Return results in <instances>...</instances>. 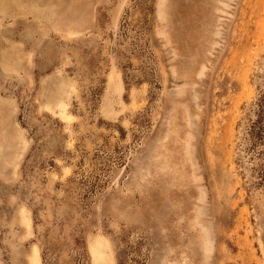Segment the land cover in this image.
Here are the masks:
<instances>
[{"label":"rangeland","instance_id":"1","mask_svg":"<svg viewBox=\"0 0 264 264\" xmlns=\"http://www.w3.org/2000/svg\"><path fill=\"white\" fill-rule=\"evenodd\" d=\"M263 84L264 0H0V264H264Z\"/></svg>","mask_w":264,"mask_h":264},{"label":"trees","instance_id":"2","mask_svg":"<svg viewBox=\"0 0 264 264\" xmlns=\"http://www.w3.org/2000/svg\"><path fill=\"white\" fill-rule=\"evenodd\" d=\"M256 119L247 130L249 149L255 159H260L259 167L255 170L258 186L264 188V84L256 103Z\"/></svg>","mask_w":264,"mask_h":264}]
</instances>
